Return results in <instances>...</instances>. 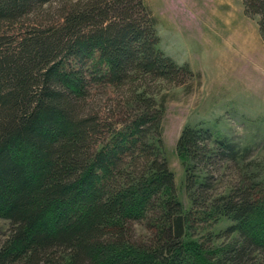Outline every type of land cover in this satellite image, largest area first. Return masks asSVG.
I'll use <instances>...</instances> for the list:
<instances>
[{"label": "trees", "instance_id": "16d2710c", "mask_svg": "<svg viewBox=\"0 0 264 264\" xmlns=\"http://www.w3.org/2000/svg\"><path fill=\"white\" fill-rule=\"evenodd\" d=\"M158 43L144 0H0V264H264L249 147L185 125L178 199L155 96L194 73Z\"/></svg>", "mask_w": 264, "mask_h": 264}, {"label": "rangeland", "instance_id": "374dc122", "mask_svg": "<svg viewBox=\"0 0 264 264\" xmlns=\"http://www.w3.org/2000/svg\"><path fill=\"white\" fill-rule=\"evenodd\" d=\"M144 1L156 17L159 48L175 62L187 63L194 73L185 83L162 88L155 96L164 106L165 155L184 210L190 202L176 140L185 125L207 127L214 136L249 147L254 168L264 179V67L260 62L264 41L257 16L244 13L242 0ZM235 28L252 42L251 53L249 47L243 52L239 43L230 41ZM227 223L222 220L212 229L218 233ZM9 228V220L0 218V239ZM222 240L212 238L214 243Z\"/></svg>", "mask_w": 264, "mask_h": 264}, {"label": "bare ground", "instance_id": "6f19581e", "mask_svg": "<svg viewBox=\"0 0 264 264\" xmlns=\"http://www.w3.org/2000/svg\"><path fill=\"white\" fill-rule=\"evenodd\" d=\"M231 35H235L234 37H231L230 41L232 40L235 43H239L240 48L243 49V52H245L246 48H248L249 46L252 47V42H250V39L247 38L246 35H244L243 33H241L239 28H235L234 31L231 30ZM248 48V54L252 52L253 48ZM247 52V50H246ZM245 57V56H244ZM260 62L262 63L263 67H264V60H260Z\"/></svg>", "mask_w": 264, "mask_h": 264}]
</instances>
